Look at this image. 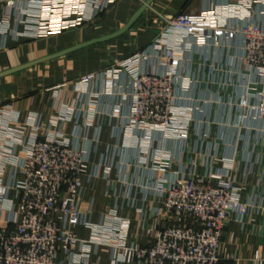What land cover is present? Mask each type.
Instances as JSON below:
<instances>
[{
    "label": "built area",
    "instance_id": "obj_1",
    "mask_svg": "<svg viewBox=\"0 0 264 264\" xmlns=\"http://www.w3.org/2000/svg\"><path fill=\"white\" fill-rule=\"evenodd\" d=\"M0 2V35L15 32L12 24L16 22L23 26L17 35L40 38L92 22L119 0ZM238 2L234 9L228 8L245 23L233 30L205 12L163 18L167 25L158 43L120 63L106 78L105 92L89 90L95 80L92 73L83 77L78 86L80 102L86 103L85 94L93 109L84 126L79 122L85 113L83 109L77 112L74 103H61L62 110L49 122L37 114L24 121L18 115L5 120L4 113L0 114V222H4L0 225V264H77L76 256L87 264L93 246L99 245L111 249L112 264H220L229 219L234 216L243 223L254 208L261 207L256 200L245 201V185L236 176L243 161L250 166L249 174L262 161L259 156L253 161L249 149L251 143L254 147L264 144V25L253 19L264 0ZM236 34L243 39L238 56L230 55L231 47L224 41L225 35L236 38ZM221 49L228 50V68L217 60L211 81L219 89L232 85L237 97L227 101L194 98L193 90L206 76L199 79L191 73L193 56L202 58L210 51L216 56ZM225 72L244 76V81L229 84L222 76ZM121 80L113 92L115 82ZM254 84L263 88L258 90ZM115 92L121 102L112 116L121 119L115 128L122 144L94 165L90 146L79 142L88 141L85 132L94 121L97 96ZM123 106L126 115L121 112ZM214 110L217 115L210 118ZM68 122H75L69 134L64 130ZM214 124L216 137L210 134ZM198 132L206 149L198 151L197 160L186 161L178 143L183 145ZM220 142L235 153H219ZM239 147L248 153L243 160L236 158ZM127 150L134 157L121 163L118 157H124ZM119 163L135 168L141 181L120 176L116 181L120 190L116 186L106 192L113 202L101 222H90L80 208L84 182L99 178L101 169L103 178L111 182ZM7 168L11 178L5 183ZM11 191L19 199L17 210ZM125 206L140 213L141 242L128 241L131 222L119 213ZM79 225L91 230V239L78 236ZM77 247L82 249L79 255Z\"/></svg>",
    "mask_w": 264,
    "mask_h": 264
},
{
    "label": "crops",
    "instance_id": "obj_2",
    "mask_svg": "<svg viewBox=\"0 0 264 264\" xmlns=\"http://www.w3.org/2000/svg\"><path fill=\"white\" fill-rule=\"evenodd\" d=\"M238 3V0H119L111 6L108 13L103 16L99 15L86 25L75 30H64L40 38L17 35V32L23 31V26L13 22L12 28L15 32L0 35V46H2L0 49V114L4 113L5 120H10L13 115H18L22 121L30 118L33 114H37L49 122L59 114L58 111L62 110L61 103H71L76 97L75 93L70 92L73 86L69 87L67 84L64 86L63 83L89 72H97L99 76L98 80L90 83L89 90L91 92H105L106 79L102 76L101 70L107 69L111 65L110 58L122 57L123 55L128 57L134 53L133 43H130L128 50L120 51L122 56L118 54V51L115 52L116 45L126 42L129 39V34H133L134 30H137L148 19L149 13L154 12L161 18H165L181 12L192 15L205 12L210 16L215 15L216 18L224 20L228 24V28L233 30L245 23L240 14L229 10V8L234 9V4L238 5ZM2 9L3 3L0 2V19ZM256 9L257 14L253 19L255 22L264 25V14L260 12L264 10V6L258 5ZM225 38V43L231 47L230 55L236 54L238 56L242 46V37L236 34V38H227L225 35L224 41ZM131 40L133 41L132 38ZM112 41H114L115 48L109 49L108 44ZM149 41V39L146 40L135 50L147 51L150 48L147 46ZM103 47H107V50L101 49ZM227 51V49H221L216 56H214L213 51L206 52L202 58L197 54L193 56L194 62L191 73L199 79L203 75L206 76L204 82L199 83V87L193 90L191 95L194 98H208L210 96L217 100L220 98L227 101L237 97V90L232 85L219 89V84L211 81L214 78V67L218 65L216 64L217 60H223L224 69L228 68L225 62L227 61ZM123 52L124 54H122ZM205 59H207L206 62ZM88 60L91 61L90 64ZM74 62H82V64L84 62L80 68L77 66L78 72L76 74L74 71L77 69L74 70V65H72ZM227 70L230 71L231 69ZM242 72L249 73L244 69ZM222 76L227 78L229 84L244 81V76L238 74L225 72ZM122 82L124 80L115 82L113 92L118 91ZM254 88L261 90L263 85L254 84ZM96 100L94 121L90 127L86 128L85 132L88 141L80 139L79 142L81 146H90V160L94 165L98 164L109 152L112 154L117 145L122 144V140L116 136L115 128L116 124L121 123V119L112 116L115 108H117L116 104L121 102V96L116 92L115 95L103 93ZM85 102L84 105L79 106L86 114L88 98ZM121 112L124 115L127 114L126 106L122 107ZM215 115H217L215 110L211 111L210 118H214ZM74 123L68 122L66 124L64 130L68 134L72 133ZM79 123L82 126L85 125L86 116L84 114ZM2 131L0 124V139L2 138ZM210 134L212 137L217 136L218 128L215 124L212 126ZM254 137L255 135H253ZM96 139L99 142H96ZM202 141L203 139L200 138L198 132L193 135V139L184 142L183 145L180 144L181 142L178 143V148H183V159L186 161L191 158L197 160L198 151L201 148L202 150L206 149ZM249 151L253 161L257 156L262 161L260 164H254L253 172L250 174L248 173L250 166L247 165L246 161H243L236 177L241 184L245 185L243 192L245 201L256 200V203L261 207L254 208L245 217L243 223L237 221L234 216L229 219L222 240L220 264H260L262 262L264 264V144H258L254 147L251 143ZM219 153L230 156L235 152L226 150V146L220 142ZM17 154L23 155L22 148L17 150ZM133 155L127 150L124 157L119 156L118 160L123 159L121 163L127 162L129 158L134 157ZM246 157H248V153L239 147L236 158L243 160ZM121 163L113 170L111 182L103 178L102 169L99 178H92L84 182L80 208L82 212L88 214L87 218L90 222H101L103 214L107 212L108 207L113 202V199L106 192L109 188L116 189V181L120 176L141 181L135 168H128L126 164ZM10 178V169L7 168L4 182H9ZM117 189L120 190L119 186ZM137 193L140 204L142 193L140 191ZM10 198L16 204L17 210L19 199L15 191H11ZM119 213L129 218L131 222L128 241L141 242L143 229L140 223V213L130 206L121 208ZM3 218H7L5 213H3ZM3 224L4 222H0V225ZM76 232L81 239L88 240L92 237L91 230L83 225H79ZM80 251L82 249L79 247L75 250L78 255ZM75 259L78 261L77 264H84L79 256H76ZM87 264H112L111 249L105 245L93 246V252L89 256Z\"/></svg>",
    "mask_w": 264,
    "mask_h": 264
},
{
    "label": "rangeland",
    "instance_id": "obj_3",
    "mask_svg": "<svg viewBox=\"0 0 264 264\" xmlns=\"http://www.w3.org/2000/svg\"><path fill=\"white\" fill-rule=\"evenodd\" d=\"M109 10H107L105 13H102L101 16H103L106 13H108ZM165 18H168V17H165ZM162 21H164V19L161 18L160 16H158L157 14H155L154 12L149 13L148 19L142 24V26H139L137 30H134L133 34L132 33L129 34V37H128L129 39L126 42H122V43L116 45L117 47L115 49V52L118 51V54L120 55V51L128 50L130 48V43H133L134 44L133 45V49H134V53L133 54L140 53V50H135V49H137V46H139L140 44H142L143 42H145L148 39L150 41L147 44V46H150V48H153L154 45L158 43V41H159V39L161 37L162 28L166 29L167 23L162 22ZM75 29L76 28L71 29V30H75ZM132 35H133V37H131ZM131 38L133 39V41L131 40ZM113 42L114 41H112L111 43L108 44L109 47H110V48L108 47L109 49H111L113 47L115 48V46L113 45L114 44ZM101 49H103V50L106 49L107 50V47H103ZM122 54H124V52ZM120 56H122V55H120ZM124 56L125 55L122 56L123 58L119 57V56H117L116 58H110L109 57L110 58L109 61L111 62V65L107 69L101 70V74H102V76L105 79L109 78L111 75L110 76H108V75L112 74L113 70H115L116 68H119V64L123 63L126 60L127 57H124ZM88 62H89V60H88ZM90 62H89V64H90ZM72 65H74L73 69L76 70L77 66H79V68H80V66L84 65V62H83V64H82V62H79V63L74 62V63H72ZM77 72H78V69L76 71H74V74H76ZM91 73L95 76V80H98L99 76H98L97 72H89V73H87L85 75L76 77V78H74V79H72V80H70V81H68L66 83H63L64 86L66 84L69 87L73 86L72 90L70 89L71 90L70 92L76 94V97L73 100V102H74V105L76 104L75 108H76L77 112L82 110V108L79 106V105H82V103L80 102V99L82 98L81 97L82 96V93H81L82 89L81 88L79 89L78 86L83 84L82 83L83 77H87V76H89V74L91 75ZM85 90L87 91V87H85ZM94 93H98V92H94ZM105 94H107V93H105ZM86 97L87 96H85V94H84L83 98L86 99ZM58 99H60V96H58ZM73 102H71V103L73 104ZM92 110L93 109H91V107L88 105V108H86V111H85L86 114H84V115L87 117L88 111L92 112ZM41 120L43 121V119H41Z\"/></svg>",
    "mask_w": 264,
    "mask_h": 264
}]
</instances>
